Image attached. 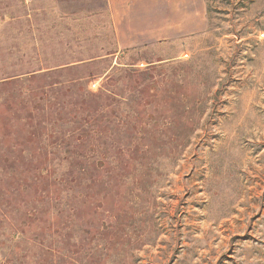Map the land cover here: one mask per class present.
I'll return each instance as SVG.
<instances>
[{"label":"rangeland","instance_id":"374dc122","mask_svg":"<svg viewBox=\"0 0 264 264\" xmlns=\"http://www.w3.org/2000/svg\"><path fill=\"white\" fill-rule=\"evenodd\" d=\"M0 264H264V0H0Z\"/></svg>","mask_w":264,"mask_h":264},{"label":"crops","instance_id":"0c3cea01","mask_svg":"<svg viewBox=\"0 0 264 264\" xmlns=\"http://www.w3.org/2000/svg\"><path fill=\"white\" fill-rule=\"evenodd\" d=\"M112 1H116V2H124V3H127V2H129V1H132V2H149V3H151V4H157L158 2H161V0H112ZM169 1H173V0H169ZM115 18H116V16H115ZM155 18V17H154ZM131 29H132V27H130ZM133 30V29H132ZM155 30V29H154ZM155 32V31H154Z\"/></svg>","mask_w":264,"mask_h":264}]
</instances>
